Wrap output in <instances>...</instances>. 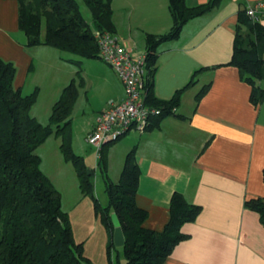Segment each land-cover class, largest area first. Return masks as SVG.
<instances>
[{
	"label": "crops",
	"instance_id": "crops-1",
	"mask_svg": "<svg viewBox=\"0 0 264 264\" xmlns=\"http://www.w3.org/2000/svg\"><path fill=\"white\" fill-rule=\"evenodd\" d=\"M207 1L185 0V4ZM256 1L221 0L209 12L185 22L175 38L158 44L154 96L168 101L180 90L179 102L173 113L142 133L130 131L115 145L119 162L116 175L110 178L114 182L126 154L135 149L139 168L135 201L147 210L146 227H164L174 192L199 207L195 218L181 227L187 237L174 246L163 264H264V224L244 204L247 199L264 197V102L250 101L251 86L230 64L239 12ZM111 8L115 33L133 51L146 49L147 34H164L172 25L169 0H111ZM260 13L264 24V8ZM25 42L18 26V1L0 0V58L15 66L14 87L30 93L38 86L35 71L43 62L36 61L35 66V58L59 62L58 68H64L68 56L49 45L27 46ZM88 59L94 61L85 64L94 69L83 92L96 82L100 96L91 106L87 132L110 100L124 98L114 69L97 58ZM54 78L59 83L54 93L62 91L66 75L58 72ZM206 86L196 102L197 93ZM110 148L106 152H112ZM113 163L107 155L104 169Z\"/></svg>",
	"mask_w": 264,
	"mask_h": 264
},
{
	"label": "trees",
	"instance_id": "trees-1",
	"mask_svg": "<svg viewBox=\"0 0 264 264\" xmlns=\"http://www.w3.org/2000/svg\"><path fill=\"white\" fill-rule=\"evenodd\" d=\"M17 1L18 26L26 36L27 46L45 44L82 58H100L93 31L115 32L111 0H82L90 12V21L85 19L78 0ZM220 1L187 6L185 0H169L171 28L164 34L146 35L144 100L161 108L149 127L173 113L171 108L178 104L180 97V90L168 101L154 96L158 44L175 38L185 22L209 12ZM248 7L238 15L230 64L239 69L241 78L251 86L250 101L257 105L264 102V24L262 16L255 19L247 14ZM241 26H248L246 38L240 36ZM14 76L13 63L0 58V264H91L81 243L74 240L60 193L42 171L41 158L36 152L50 134L59 136L60 150L73 164L82 194L94 197L92 176L87 173L83 157L71 148L70 114L78 88L73 79L64 86L51 107L48 122L43 124L31 113L37 88L23 93L14 87ZM207 87L197 93L196 102ZM138 178L139 168L132 148L126 154L118 181L106 178L107 203L101 205L94 198V210L107 230L108 250L115 246L111 213L117 215L125 239L121 246L124 264H163L174 246L187 237L181 227L195 218L199 207L174 192L164 227L148 228L144 225L147 210L135 201ZM244 204L256 211L264 224V197L247 199Z\"/></svg>",
	"mask_w": 264,
	"mask_h": 264
},
{
	"label": "rangeland",
	"instance_id": "rangeland-1",
	"mask_svg": "<svg viewBox=\"0 0 264 264\" xmlns=\"http://www.w3.org/2000/svg\"><path fill=\"white\" fill-rule=\"evenodd\" d=\"M78 1L85 19L90 20L91 16L89 10L82 0ZM44 32L45 24L42 20L41 36ZM239 32L240 36L246 38L248 26L239 27ZM57 50L62 56H68L64 68H58L57 65H61L59 62L49 63L46 58L41 60L35 58V66H37L36 61L39 64H41V61L43 62L42 65L37 66L40 70L38 69L37 72L35 71V73L38 74L37 97L35 103L31 107V113L36 114V118L41 123L46 124L51 112V107L61 93V91L54 93L55 90H53V88L59 84L54 82V74L59 72V75H61L64 73V75H66L67 84L73 79V82L80 93V98L78 97L79 99L73 106L70 114L71 148L75 153L83 157L87 170H95V172L91 174L94 197L82 194L79 188V180L75 168L70 161H67L64 158L60 150L61 139L54 133L50 134L36 149L37 154L41 158V169L49 177L54 187L59 191L61 196V206L67 213L68 222L74 240L81 243L84 254L89 258L91 264H124L125 258L120 246H114L110 250L107 249V230L102 223L100 216L95 213L94 198H96L101 205L107 203L105 181L106 178L110 179L116 175L115 169L117 167V162H119V159H117L119 154L117 147L119 146L115 145L130 135L128 133L114 142L103 145L104 147H102L105 148V151L100 150L97 157L96 148L87 142L86 137L88 134L87 130L92 121L93 113L90 110L91 106L95 105L100 96L98 83H93L92 87L86 92V94L83 92L85 91V88H83L84 85L87 82L89 84V74L94 69V67L85 64V61L94 60L82 58L64 50ZM97 59L101 63H104L108 68L111 67L101 58ZM33 81H36V77ZM60 90H62V88ZM107 148H110L114 155H112V152H106ZM107 155L110 162L113 161L114 163L113 166L110 165L109 169L106 171L103 167V159L106 160ZM117 178L118 177H115L113 180H118Z\"/></svg>",
	"mask_w": 264,
	"mask_h": 264
},
{
	"label": "built area",
	"instance_id": "built-area-1",
	"mask_svg": "<svg viewBox=\"0 0 264 264\" xmlns=\"http://www.w3.org/2000/svg\"><path fill=\"white\" fill-rule=\"evenodd\" d=\"M262 8L264 1H256L249 5L247 14L258 19ZM93 34L100 58L117 73L124 91L122 100H110L107 107L96 115L87 134V142L96 148L98 154L103 145L116 141L130 131H145L151 119L161 113V108L144 100L145 50L133 51L115 32L95 29Z\"/></svg>",
	"mask_w": 264,
	"mask_h": 264
},
{
	"label": "water",
	"instance_id": "water-1",
	"mask_svg": "<svg viewBox=\"0 0 264 264\" xmlns=\"http://www.w3.org/2000/svg\"><path fill=\"white\" fill-rule=\"evenodd\" d=\"M87 173L89 175H91L93 173V170L89 169L87 171ZM111 220H112V224L114 227V229H113V243L115 246L121 247V246H123L125 239H124V234H123L119 219L114 212L111 213Z\"/></svg>",
	"mask_w": 264,
	"mask_h": 264
}]
</instances>
